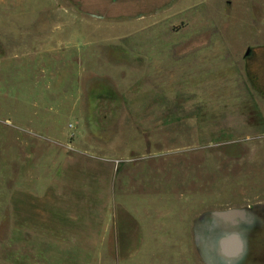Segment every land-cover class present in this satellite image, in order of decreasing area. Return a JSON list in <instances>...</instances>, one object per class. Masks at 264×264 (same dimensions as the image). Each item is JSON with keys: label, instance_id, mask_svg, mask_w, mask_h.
I'll return each instance as SVG.
<instances>
[{"label": "rangeland", "instance_id": "1", "mask_svg": "<svg viewBox=\"0 0 264 264\" xmlns=\"http://www.w3.org/2000/svg\"><path fill=\"white\" fill-rule=\"evenodd\" d=\"M260 203L264 0H0V264H205Z\"/></svg>", "mask_w": 264, "mask_h": 264}, {"label": "water", "instance_id": "2", "mask_svg": "<svg viewBox=\"0 0 264 264\" xmlns=\"http://www.w3.org/2000/svg\"><path fill=\"white\" fill-rule=\"evenodd\" d=\"M248 53L247 50L245 55L248 56ZM211 217L213 225L210 226V231L219 237L215 243H211V254L221 256L225 264H233L243 254L246 229L253 228L258 219L264 218V205L257 206L254 210L215 212L211 213Z\"/></svg>", "mask_w": 264, "mask_h": 264}, {"label": "crops", "instance_id": "3", "mask_svg": "<svg viewBox=\"0 0 264 264\" xmlns=\"http://www.w3.org/2000/svg\"><path fill=\"white\" fill-rule=\"evenodd\" d=\"M264 205V203L244 206L240 208H227L223 210H215L208 212L198 219L195 228L196 247L203 263L205 264H225L222 257L211 254V243L217 240L214 232L210 231L213 225L211 213L227 212L232 209L254 210L255 207ZM253 228L246 229L245 246L243 254L239 257L238 262L233 264H264V218H260L255 222ZM213 253V251H212Z\"/></svg>", "mask_w": 264, "mask_h": 264}, {"label": "flooded vegetation", "instance_id": "4", "mask_svg": "<svg viewBox=\"0 0 264 264\" xmlns=\"http://www.w3.org/2000/svg\"><path fill=\"white\" fill-rule=\"evenodd\" d=\"M249 53H248V56L251 54L250 50L248 49ZM246 53V52H245Z\"/></svg>", "mask_w": 264, "mask_h": 264}]
</instances>
